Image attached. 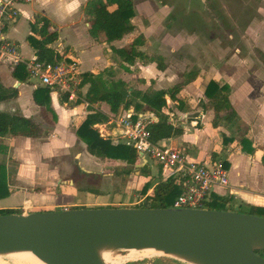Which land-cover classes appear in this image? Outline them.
Segmentation results:
<instances>
[{"label": "crops", "instance_id": "1", "mask_svg": "<svg viewBox=\"0 0 264 264\" xmlns=\"http://www.w3.org/2000/svg\"><path fill=\"white\" fill-rule=\"evenodd\" d=\"M89 1L34 0L29 5L20 6L21 15L10 22L5 37L17 47L24 60H37V50L29 43L28 38L33 33V25L40 29L44 22L48 21V31L57 33V40L49 47L63 57L61 62L75 65L81 77L86 73L100 75L111 66H114L113 70H117L116 66L120 63L126 70L121 79L124 82L129 81L137 76L136 73L134 74L135 64L139 62L149 64L150 61L138 60L134 65H129L114 49L125 48L138 36L135 35L136 26L133 33L112 43L106 42L102 37H92L89 32V20L84 11ZM55 11L64 14L63 24L58 23L53 17ZM73 16H77L78 19H74ZM141 35L145 38V44L139 47V50L147 55L145 53L147 37L144 34ZM7 63L0 60V94L10 98L0 102V111L34 121L41 128L42 134L38 138L0 136V166L5 165L8 171L12 161L17 164L16 174L12 177L7 175L11 194L0 200V208L17 210L27 201L30 202L31 207H36V210L30 213L104 207L140 208L137 206L140 200L134 204L119 201L117 204L105 203L101 205L77 201L78 191H75V187L65 184L67 182H61L56 174L59 171L58 164L52 163L56 155L55 152L60 149L69 151L73 147L83 146L89 153L87 145L76 132L86 117L93 112L92 110L102 111L107 116H111L124 115L129 110L135 112V108H121L117 114H113L105 103L89 105L85 101L89 85L83 87L80 85L77 97L73 99L68 97V100L65 96L50 91L49 105L42 108L35 102L34 92L43 87L29 79L23 82L19 81L14 76L15 67ZM155 71L158 72L157 69ZM141 75L140 78L143 79L144 77L151 78L155 76V72L143 70ZM251 75L245 73L240 77L237 74V78L233 80L226 74L219 75V78L205 79L206 73L202 72L199 77L197 75L196 79L187 82L185 87L179 84L175 85L174 87L180 86L178 98L181 101V106L178 102H174L178 104V121L174 120L177 113L167 110L169 103L173 102L169 97H167L168 106L164 112L168 115L169 122L175 127L183 129L184 132L182 135L161 141V144L182 149L190 161L204 163L224 161L229 170L230 187L222 192L223 196L221 197L244 200L249 207L264 208V82L257 78L258 73ZM246 76L249 77L246 78ZM212 80L220 86L228 85L230 87L231 111L236 110L238 117L248 125L247 134L240 142H231L228 139L229 135L222 131L224 123L218 128L213 126L216 113L211 100L205 94L207 86ZM174 87L162 86L159 82L155 84V90H170ZM138 90L143 89L138 88ZM129 91H132V88ZM188 91L192 96L185 101V94ZM195 95L199 96L197 100L194 99ZM143 110H147L151 115L157 117L156 113L148 106H144ZM104 124H97L94 128L100 132L97 129V126H100V130L104 135H107V138L113 143H119V139L110 135L112 128H105ZM47 125L50 127L48 134L43 130ZM225 138L229 140V144L224 142ZM243 139L251 143V147L254 149L253 154L244 150ZM81 169L91 173L84 168ZM65 186L69 192L61 194L34 190L48 187L56 191L57 188H65ZM151 192L152 190L149 193ZM94 201L96 202V199ZM94 201L92 200V202Z\"/></svg>", "mask_w": 264, "mask_h": 264}, {"label": "rangeland", "instance_id": "2", "mask_svg": "<svg viewBox=\"0 0 264 264\" xmlns=\"http://www.w3.org/2000/svg\"><path fill=\"white\" fill-rule=\"evenodd\" d=\"M127 1L136 12L135 35H146L145 53L151 61L149 64L142 62L135 64L134 74L136 73L137 76L129 81L124 82L121 79L126 70L120 63L116 66L117 70H113L114 66L110 65V68L99 75L107 88H112L118 82L125 83L124 87L129 93L127 99L131 102V106L128 108L124 106V109L135 108L139 103L140 100L132 94L140 91L138 88L143 89L141 92L155 90L157 82L167 87H174L177 84L185 87L189 80L196 79L202 72L206 73L205 79L219 78V75L226 74L232 80L237 78V74L241 77L245 73L249 75L258 73L257 78L264 82V0ZM53 17L58 23L63 24L65 16L62 12L55 11ZM73 18L78 19L77 16ZM156 69L158 72L155 71ZM143 70H153L155 76L140 78ZM130 88L132 91H129ZM185 95V101L192 96L189 91ZM198 98L199 96L195 95L194 99ZM177 106L178 104L171 102L167 109L177 113L174 117L175 122L178 121L179 114ZM224 124L222 131L229 135L228 139L231 142H240L245 138L248 125L238 117L236 110L233 109L228 113ZM49 129L48 125L43 128L46 134L49 133ZM127 141L126 137L118 140L121 144H126ZM55 154L52 163L58 164L59 171L56 174L61 182H67L65 184L75 187V191H78L77 201L100 205L117 204L119 201L134 204L145 196L141 194V190L149 178L142 176L137 167L136 171L127 175L125 163L93 156L87 153L83 146L73 147L69 151L60 149ZM147 161L151 175L155 178H163L158 161L149 156ZM138 164H142V161L140 160ZM81 168L91 173L82 171ZM16 172L17 164L12 161L6 174L12 177ZM34 190L60 194L69 192L66 186L59 187L56 191L48 187ZM232 200L235 211H250L249 205L244 200L236 198ZM141 206L150 208V202ZM17 210L22 214L26 212L23 206ZM35 210L36 207L33 206L27 213ZM258 213L264 216V210ZM3 264H15V262L11 258L4 257ZM127 264L187 263L153 256Z\"/></svg>", "mask_w": 264, "mask_h": 264}, {"label": "water", "instance_id": "3", "mask_svg": "<svg viewBox=\"0 0 264 264\" xmlns=\"http://www.w3.org/2000/svg\"><path fill=\"white\" fill-rule=\"evenodd\" d=\"M139 157L142 169L147 159ZM26 251L65 253L72 264H107L104 253L128 251L197 264H264V216L172 207L0 215V255Z\"/></svg>", "mask_w": 264, "mask_h": 264}, {"label": "trees", "instance_id": "4", "mask_svg": "<svg viewBox=\"0 0 264 264\" xmlns=\"http://www.w3.org/2000/svg\"><path fill=\"white\" fill-rule=\"evenodd\" d=\"M84 11L90 24L89 32L94 38L102 37L106 42L112 43L123 39L135 31L133 19L136 13L133 6L127 0H90ZM48 24L49 22L45 21L40 29L33 25V33L28 38V41L37 50V60L39 62L57 64L63 60V57L53 48L49 47L57 40V33L49 32ZM144 44V36L139 35L125 48L114 49V51L129 65H134L138 60L148 62L151 59L139 50V47ZM14 76L21 82L29 79L24 65L15 67ZM85 85H89L85 96V101L89 105L105 103L110 107V111L113 114H117L124 106L126 108L131 106V102L127 99L129 93L124 87V82H118L112 88H107L99 75L86 73L83 74L81 87ZM50 91L49 88H39L34 92V100L40 107H48ZM179 92L180 86H176L170 90L132 92L134 97L140 100L135 106V112L140 113L144 106H148L158 117V122L150 127L151 140L155 143H160L161 141L182 135L184 132L183 129L171 124L168 115L164 112L168 106L167 97L173 102H178L181 106V101L178 98ZM230 92L231 90L228 85L220 86L213 80L207 86L205 94L211 100V104L216 113L213 121V126L216 128L226 121L227 115L232 109ZM8 98L10 97L0 94V102ZM65 98L68 100L67 95ZM92 111L76 132L78 137L87 145L88 152L93 156H99L103 159L125 163L127 166L125 174L127 175L136 171V166L140 161L136 149L130 145L113 143L110 139L103 138L94 127L97 124L106 123L108 116L102 111ZM41 134V128L34 121L0 111L1 137L11 135L13 137L38 138ZM224 142L229 143V140L225 138ZM242 143L244 150L249 154H253L254 149L251 147V143L246 139H243ZM6 171V166L1 165L0 200L9 197L11 194ZM140 172L142 176L149 178L142 187L141 194L147 195L152 190L149 194L150 208H171L181 193V179L174 177L163 180L162 177H153L149 162L140 169ZM205 208L209 210L235 211L231 197L224 198L216 194L206 203ZM249 208L250 211L238 212L262 216L258 212L264 210V208L255 206ZM21 213L16 209L0 210V215ZM258 254L264 257V252H258Z\"/></svg>", "mask_w": 264, "mask_h": 264}, {"label": "built area", "instance_id": "5", "mask_svg": "<svg viewBox=\"0 0 264 264\" xmlns=\"http://www.w3.org/2000/svg\"><path fill=\"white\" fill-rule=\"evenodd\" d=\"M32 2L34 0H0V60L14 67L24 65L30 81L63 96L67 95L69 99L76 98L82 77L75 65L66 62L51 64L24 60L17 47L5 37L10 22L21 15L19 7ZM156 122L158 118L147 110L140 113L129 110L124 115L108 116L104 127L112 128L110 135L115 139L126 137V144L134 147L138 155L143 154L146 159L149 156L157 160L162 168L163 180L174 177L181 179L182 190L172 208L206 209V203L214 194L223 196L222 192L230 187L229 170L225 162L190 161L182 149L153 142L150 127ZM97 129L103 138L109 139L100 130V126H97ZM116 131H120V134ZM149 194L139 201L140 208H148L141 205L150 202ZM23 208L27 213L32 207L30 203L25 202Z\"/></svg>", "mask_w": 264, "mask_h": 264}, {"label": "bare ground", "instance_id": "6", "mask_svg": "<svg viewBox=\"0 0 264 264\" xmlns=\"http://www.w3.org/2000/svg\"><path fill=\"white\" fill-rule=\"evenodd\" d=\"M27 203H30L27 201ZM157 253L153 251H128L124 255L114 257L111 253H104L103 257L107 264H126L129 262H139L145 258H150ZM11 258L15 264H72V257L65 253L52 254H34L30 251L15 252L0 255V264H3V258ZM187 264H197L191 261H185Z\"/></svg>", "mask_w": 264, "mask_h": 264}, {"label": "flooded vegetation", "instance_id": "7", "mask_svg": "<svg viewBox=\"0 0 264 264\" xmlns=\"http://www.w3.org/2000/svg\"><path fill=\"white\" fill-rule=\"evenodd\" d=\"M191 1V0H190ZM202 0H200L199 2H201ZM190 2L188 1V6H189Z\"/></svg>", "mask_w": 264, "mask_h": 264}]
</instances>
